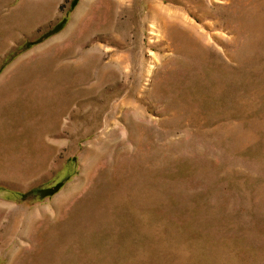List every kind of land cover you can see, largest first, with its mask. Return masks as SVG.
Masks as SVG:
<instances>
[{
    "label": "rangeland",
    "instance_id": "rangeland-1",
    "mask_svg": "<svg viewBox=\"0 0 264 264\" xmlns=\"http://www.w3.org/2000/svg\"><path fill=\"white\" fill-rule=\"evenodd\" d=\"M95 1L0 0V264H264V0Z\"/></svg>",
    "mask_w": 264,
    "mask_h": 264
},
{
    "label": "bare ground",
    "instance_id": "bare-ground-1",
    "mask_svg": "<svg viewBox=\"0 0 264 264\" xmlns=\"http://www.w3.org/2000/svg\"><path fill=\"white\" fill-rule=\"evenodd\" d=\"M100 1V2H99ZM98 3H102L104 5L103 7L109 8L110 9V0H99ZM123 1V0H121ZM126 1V0H125ZM124 1V2H125ZM161 1V0H160ZM159 1V2H160ZM97 4V1L95 0H81L78 8L75 11V14L73 16L72 22L80 21L83 18V12H89L94 10L95 6ZM163 5V4H162ZM156 6V5H155ZM157 9V8H156ZM161 10V9H160ZM154 11V10H153ZM84 19V18H83ZM73 25V24H72ZM72 25H69V27L66 29V31L59 37L61 40V37L64 38V36L71 31ZM57 39V40H59ZM55 41V40H53ZM57 44V43H56ZM55 44V45H56ZM40 50V49H39ZM87 133V132H86ZM2 210V209H1ZM4 211V210H3ZM17 226V225H16Z\"/></svg>",
    "mask_w": 264,
    "mask_h": 264
}]
</instances>
